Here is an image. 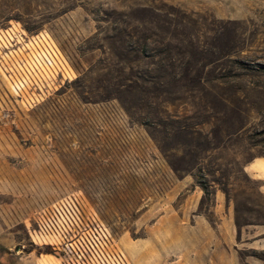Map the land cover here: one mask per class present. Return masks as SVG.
<instances>
[{"label": "rangeland", "instance_id": "rangeland-1", "mask_svg": "<svg viewBox=\"0 0 264 264\" xmlns=\"http://www.w3.org/2000/svg\"><path fill=\"white\" fill-rule=\"evenodd\" d=\"M261 155L264 0H0V264L96 222L129 264L264 259Z\"/></svg>", "mask_w": 264, "mask_h": 264}, {"label": "built area", "instance_id": "built-area-1", "mask_svg": "<svg viewBox=\"0 0 264 264\" xmlns=\"http://www.w3.org/2000/svg\"><path fill=\"white\" fill-rule=\"evenodd\" d=\"M75 221L67 223L68 228L71 229V224L74 227L79 226L81 228L77 220ZM91 222L94 224L93 221ZM86 223L89 224V222ZM82 224L84 225V223ZM64 226L66 232L61 234L60 242L66 244L69 252V256H66L65 264H129L121 250L112 251L109 248L108 242L110 241L109 236L111 233L103 222H96L91 238L87 237L85 239L84 236H80L77 239L79 243L76 240V236L80 230L76 228V232L69 233L66 225Z\"/></svg>", "mask_w": 264, "mask_h": 264}, {"label": "trees", "instance_id": "trees-1", "mask_svg": "<svg viewBox=\"0 0 264 264\" xmlns=\"http://www.w3.org/2000/svg\"><path fill=\"white\" fill-rule=\"evenodd\" d=\"M146 46H147L146 40H144L142 37L136 39L135 46H129L126 44V41H124L122 43V48L126 49V50L125 51L122 50L120 52L119 56L122 59L126 60V59H129L131 57V55H133V61H137L140 64L141 61L144 59V57L149 56L147 53L144 54L145 49H147ZM138 67H139L138 71L136 73H134V76L136 77V80H135L136 84H138L139 81H142L144 83H153L154 81L151 78L152 69H144L141 67V64L138 65ZM159 72L160 73L158 76L161 78L162 81L165 82L166 81V75L168 73V69L163 67V69H161ZM156 142H157L158 146L163 150V147H161L159 142L158 141H156ZM163 153H164V156H167V153L165 152V150H163ZM175 168L177 170L181 169V167H175ZM203 187H204V189L207 188L205 185H203Z\"/></svg>", "mask_w": 264, "mask_h": 264}, {"label": "crops", "instance_id": "crops-1", "mask_svg": "<svg viewBox=\"0 0 264 264\" xmlns=\"http://www.w3.org/2000/svg\"><path fill=\"white\" fill-rule=\"evenodd\" d=\"M257 157L251 160L250 162H248L245 168L246 170L251 172V174L262 179L261 186H262V189L264 190V155L257 156ZM224 223L228 225L230 229V233H233L235 230L234 229L235 226L231 218H229L228 221H225ZM254 231H257V233L254 235L252 239L253 246L255 248H264V227H257ZM247 260L250 264H264V259L260 257H254L252 259H247ZM37 264H40V263H37Z\"/></svg>", "mask_w": 264, "mask_h": 264}, {"label": "water", "instance_id": "water-1", "mask_svg": "<svg viewBox=\"0 0 264 264\" xmlns=\"http://www.w3.org/2000/svg\"><path fill=\"white\" fill-rule=\"evenodd\" d=\"M19 248V247H18Z\"/></svg>", "mask_w": 264, "mask_h": 264}]
</instances>
